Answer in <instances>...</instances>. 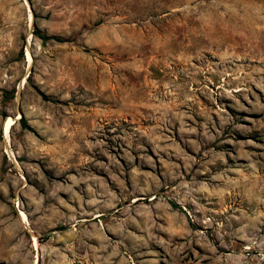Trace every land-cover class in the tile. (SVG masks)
I'll list each match as a JSON object with an SVG mask.
<instances>
[{"label":"rangeland","instance_id":"374dc122","mask_svg":"<svg viewBox=\"0 0 264 264\" xmlns=\"http://www.w3.org/2000/svg\"><path fill=\"white\" fill-rule=\"evenodd\" d=\"M37 260L264 264V0H0V264Z\"/></svg>","mask_w":264,"mask_h":264},{"label":"trees","instance_id":"16d2710c","mask_svg":"<svg viewBox=\"0 0 264 264\" xmlns=\"http://www.w3.org/2000/svg\"><path fill=\"white\" fill-rule=\"evenodd\" d=\"M39 37L41 38V40H42L43 43H45L47 41H50V40H55V41H62L63 40L59 36H56V35L40 34ZM43 97L46 98L45 95H43ZM65 228H66L65 226H60V227L53 228V229L49 230L47 233H45L43 236L44 237H48L54 231H56V230H63Z\"/></svg>","mask_w":264,"mask_h":264},{"label":"bare ground","instance_id":"6f19581e","mask_svg":"<svg viewBox=\"0 0 264 264\" xmlns=\"http://www.w3.org/2000/svg\"><path fill=\"white\" fill-rule=\"evenodd\" d=\"M31 53L27 52V56L29 58V60L31 61ZM15 120H13L11 117H9L6 121H5V124H4V136L5 138H8L9 137V134H10V128L11 126L14 124ZM21 215H22V220L23 221H26L27 222V216L24 212H21ZM39 260L36 261L35 264H38Z\"/></svg>","mask_w":264,"mask_h":264},{"label":"water","instance_id":"95a60500","mask_svg":"<svg viewBox=\"0 0 264 264\" xmlns=\"http://www.w3.org/2000/svg\"><path fill=\"white\" fill-rule=\"evenodd\" d=\"M20 86L22 87V83L20 84ZM20 86H19V88H20ZM19 91H20V89H19ZM19 97H20V94L17 95V98H19ZM31 233H33V232H31Z\"/></svg>","mask_w":264,"mask_h":264}]
</instances>
